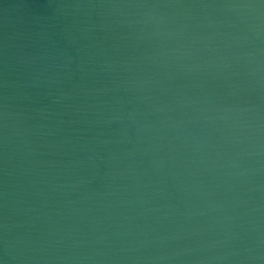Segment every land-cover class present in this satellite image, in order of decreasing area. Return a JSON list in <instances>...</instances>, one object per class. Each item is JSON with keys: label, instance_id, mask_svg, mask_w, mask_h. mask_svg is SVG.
<instances>
[{"label": "water", "instance_id": "obj_1", "mask_svg": "<svg viewBox=\"0 0 264 264\" xmlns=\"http://www.w3.org/2000/svg\"><path fill=\"white\" fill-rule=\"evenodd\" d=\"M0 264H264V0H0Z\"/></svg>", "mask_w": 264, "mask_h": 264}]
</instances>
